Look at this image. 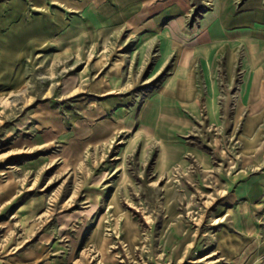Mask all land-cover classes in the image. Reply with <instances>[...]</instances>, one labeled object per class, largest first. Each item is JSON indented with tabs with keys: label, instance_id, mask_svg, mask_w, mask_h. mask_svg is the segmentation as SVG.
Here are the masks:
<instances>
[{
	"label": "rangeland",
	"instance_id": "374dc122",
	"mask_svg": "<svg viewBox=\"0 0 264 264\" xmlns=\"http://www.w3.org/2000/svg\"><path fill=\"white\" fill-rule=\"evenodd\" d=\"M26 1L0 0L45 27L0 38V264H264V223L218 174L241 128L229 96L213 112L163 88L181 35L147 34L127 0L119 30L75 42L56 1ZM189 4L191 29L211 1Z\"/></svg>",
	"mask_w": 264,
	"mask_h": 264
},
{
	"label": "crops",
	"instance_id": "0c3cea01",
	"mask_svg": "<svg viewBox=\"0 0 264 264\" xmlns=\"http://www.w3.org/2000/svg\"><path fill=\"white\" fill-rule=\"evenodd\" d=\"M54 1L71 16L63 31L75 42L79 31L88 32L97 24L117 25L119 30L126 20L127 0ZM129 1L134 25L144 27L147 34L161 27L169 32L166 43L175 33L181 35L177 70L164 90L194 108L196 95L204 94L207 109L213 112L227 109L219 96H229V109L236 113L230 127L241 128L237 151H230L229 165L220 166L218 174L225 177L221 184L229 191L226 202H241L250 217L264 223V0H210L211 8L191 29L189 0ZM23 9L16 3L0 6V38L13 47L45 39L44 26L34 28L28 18H17L20 12L27 14Z\"/></svg>",
	"mask_w": 264,
	"mask_h": 264
}]
</instances>
